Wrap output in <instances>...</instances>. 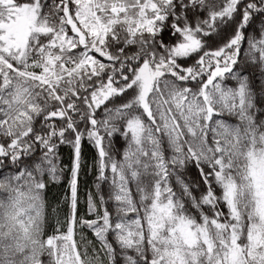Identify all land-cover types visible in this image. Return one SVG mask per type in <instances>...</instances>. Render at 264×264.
<instances>
[{
	"label": "snow or ice",
	"instance_id": "snow-or-ice-1",
	"mask_svg": "<svg viewBox=\"0 0 264 264\" xmlns=\"http://www.w3.org/2000/svg\"><path fill=\"white\" fill-rule=\"evenodd\" d=\"M0 264H264V0H0Z\"/></svg>",
	"mask_w": 264,
	"mask_h": 264
}]
</instances>
